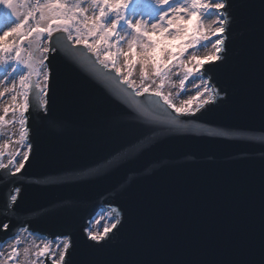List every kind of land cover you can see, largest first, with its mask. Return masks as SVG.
<instances>
[{"label": "water", "instance_id": "1", "mask_svg": "<svg viewBox=\"0 0 264 264\" xmlns=\"http://www.w3.org/2000/svg\"><path fill=\"white\" fill-rule=\"evenodd\" d=\"M230 3L223 59L202 62L219 95L195 116L136 96L87 49L70 62L66 34H55L47 106L34 93L27 113L29 161L15 176L0 169V220H10L0 241L23 225L67 237V264H260L264 0ZM112 208L117 228L90 241L84 229Z\"/></svg>", "mask_w": 264, "mask_h": 264}, {"label": "snow or ice", "instance_id": "2", "mask_svg": "<svg viewBox=\"0 0 264 264\" xmlns=\"http://www.w3.org/2000/svg\"><path fill=\"white\" fill-rule=\"evenodd\" d=\"M231 6L230 0H0V9L3 10L0 19H6L10 24L7 30L0 29V73H7L0 84L10 85L0 90V100L6 94L11 100L3 107L0 126L18 123L20 130L16 143L27 145L19 166L11 175L21 173L30 158L32 145L27 113L32 94L43 93L41 107L47 106L52 76L50 57L60 51L54 43L56 33L66 34L70 42L64 50L70 62H75L73 53L77 49H87L97 64L123 77L121 83L132 89L136 96L151 94L160 98L167 108L175 112L176 118L195 116L207 105L216 103L219 95L209 81L203 79L204 64L201 61L215 64L223 59L221 54L226 50L224 34L228 31L231 16L227 10ZM212 16L216 19L206 26L204 21ZM9 36V41L4 40ZM212 37H216L214 41ZM209 44L210 50L198 57L197 50L207 49ZM121 56L124 57L122 66ZM137 64L140 85L131 79ZM9 68L11 72H8ZM149 68L152 69V76L160 79V84L151 92V86L146 83ZM174 68L183 69L179 79L181 90L186 87V82L191 83L198 78L203 86L201 90V86L197 85L195 95L183 100L179 106L162 91L165 79ZM81 71L87 70L82 67ZM197 100L199 103L193 107V102ZM10 111L14 119L6 121ZM4 148L7 149L8 144ZM19 152L20 149H17L16 154ZM13 164L14 159H10L8 164L0 163V169L7 171ZM20 192L21 189L16 187L14 193L5 198L7 209H14ZM111 212L115 213L113 222L105 225L102 232L84 229L90 241L100 244L117 228L120 213L116 208H112ZM9 228L10 220H0V232L7 233ZM20 231L35 234L30 226L25 228L21 225ZM9 238L13 242L8 261L23 264L19 261L21 236L12 234ZM60 239L63 240L62 248L58 242ZM53 243L59 250L58 261L51 248ZM70 247L71 241L67 237L57 238L32 255L39 258V264H46L49 260L51 264H67L66 255ZM29 255V249L24 248L25 260ZM32 264H37V261L33 260ZM260 264H264V253Z\"/></svg>", "mask_w": 264, "mask_h": 264}, {"label": "rangeland", "instance_id": "3", "mask_svg": "<svg viewBox=\"0 0 264 264\" xmlns=\"http://www.w3.org/2000/svg\"><path fill=\"white\" fill-rule=\"evenodd\" d=\"M2 12L3 10L0 9V13ZM192 19L194 20L195 17H193ZM215 19L216 17L212 16L209 20H205L204 23L207 26L208 24H211ZM7 27H10V24L8 23V21L6 19H0V29L7 30ZM0 35H2V32H0ZM215 38L216 37H212L213 41L215 40ZM10 39H11V36L4 37V40L6 41H9ZM210 47L211 46L209 44L207 48L208 51ZM200 50L201 49H198L196 52V55L198 57H202L200 55ZM187 58H188L187 56L184 57L185 60H187ZM119 59H120V64L122 66L124 63V57L121 56ZM202 62L203 61H201V63ZM11 71L12 69L9 68L8 72H11ZM133 72L140 77L139 81L135 84L140 85L141 76H140V68L138 64L134 67ZM5 75H7V73H0V80H2L3 76ZM148 75H149L150 82L147 81L146 83H148L151 86L150 88L155 89L160 84V79L158 77L152 76L151 68L148 69ZM182 75H183L182 68L172 69V71L169 73V76L165 79L164 87L162 89L164 94L169 95L172 102L176 104L177 106H179L183 100H187L189 96L195 95L196 90H197L196 89L197 85L201 86V90L203 89L202 81L201 79L198 78L192 81L191 83L186 82V87L183 90H181L179 86V79L182 78ZM17 80H18V77H17ZM41 83H42V77H41ZM8 86L10 85L0 84V90H3L4 87H8ZM181 92H183V94H181ZM37 98L38 100L40 99V93H38ZM195 102L196 101H194L193 104ZM10 103H11L10 97L6 94V97L0 100V115H4L3 107ZM5 119L6 121H11L14 119L11 114V111L9 112V114L6 116ZM19 130H20V125L18 123H15V124L5 123L3 126H0V163L7 164L9 159H14L15 161L17 156L21 153L24 144L16 143L19 140ZM5 144H8L7 149L4 148ZM17 149H20V152L18 155L16 154ZM110 223H111L110 213L108 210L103 209V210H100L96 214L94 219L91 221L89 229L93 232H102L104 230L105 225H110ZM20 236H21V243L19 245V249H20L21 255L19 257V261H22L23 264H32V261L36 260L37 264H39V258L35 257L32 254L38 252L41 247H43L45 244H48L49 241H53V240L39 241L38 239H34L33 237L27 236L24 233ZM12 242L13 241L10 238L0 241V253H2V255H0V264H3V262L5 261H7L8 264H12L11 261H8V254L10 252V245ZM58 242L61 246V241H58ZM24 248H28L30 252V255L27 260H25L23 256ZM51 248L55 252V258H56L57 253L59 251L56 247V244L53 243L51 245Z\"/></svg>", "mask_w": 264, "mask_h": 264}, {"label": "bare ground", "instance_id": "4", "mask_svg": "<svg viewBox=\"0 0 264 264\" xmlns=\"http://www.w3.org/2000/svg\"><path fill=\"white\" fill-rule=\"evenodd\" d=\"M210 48H211V47H210ZM210 48H209V50H210ZM207 51H208L207 49H201V50H200V55H201V56L205 55ZM202 76H203V79L208 80V77L205 76V75H203V73H202ZM121 78L123 79V77H121ZM131 79H132L135 83H137V82L139 81L140 77H139L138 75H136V74L133 72V75H132ZM148 81H149V80H148ZM149 82H150V81H149ZM153 90H154L153 88H150V92L153 91ZM201 98H203V97H201ZM43 102H44L43 93H40V104H43ZM197 103H199V100H197V101L193 104V107H195V105H196ZM26 148H27V145L24 144L21 153H20V154L17 156V158L15 159L14 164H13L12 166H10V168H11L12 170H14L15 167L19 166L18 162H19L20 159L23 158V151L26 150ZM13 193H14V191H13ZM106 210H108V209H106ZM108 211H109V213H110L111 222H113V221H112V217L114 216V213H112L110 210H108ZM24 227H25V226H24ZM23 233L26 234L27 236L33 237L34 239H38L39 241L48 240V236H47V235H45V236L41 235V236H40V235H39L38 233H36V232H34V233H35L34 235H29L27 232H21V231H20V228L18 229V231H17L15 234H16V235H22ZM57 238H63V237H53V238H51L50 240L56 241ZM59 241H61V246H60V247L62 248L63 240L60 239ZM56 259H57V261H58V259H59V251H58V253H57V257H56Z\"/></svg>", "mask_w": 264, "mask_h": 264}]
</instances>
